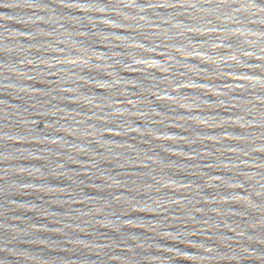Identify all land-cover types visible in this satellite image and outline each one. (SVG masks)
Listing matches in <instances>:
<instances>
[{"label": "water", "instance_id": "1", "mask_svg": "<svg viewBox=\"0 0 264 264\" xmlns=\"http://www.w3.org/2000/svg\"><path fill=\"white\" fill-rule=\"evenodd\" d=\"M0 264H264V0H0Z\"/></svg>", "mask_w": 264, "mask_h": 264}]
</instances>
